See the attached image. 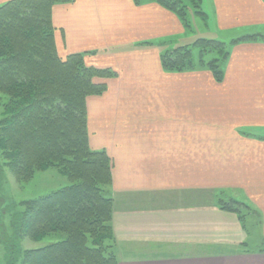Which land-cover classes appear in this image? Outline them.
I'll return each instance as SVG.
<instances>
[{"label": "crops", "instance_id": "obj_1", "mask_svg": "<svg viewBox=\"0 0 264 264\" xmlns=\"http://www.w3.org/2000/svg\"><path fill=\"white\" fill-rule=\"evenodd\" d=\"M199 6L205 29L197 38L190 21L156 1L52 7L58 55L83 53L85 64L115 72L94 79L107 90L86 105L91 148L113 145V175L124 161L134 166H123L133 180L112 183L118 264H264V242L250 249L238 239L240 214L219 207L221 199L243 202L264 229V0ZM249 35L258 38L234 43ZM194 38L225 43L222 81L207 67L164 68L162 54ZM212 237L240 247H214Z\"/></svg>", "mask_w": 264, "mask_h": 264}, {"label": "trees", "instance_id": "obj_2", "mask_svg": "<svg viewBox=\"0 0 264 264\" xmlns=\"http://www.w3.org/2000/svg\"><path fill=\"white\" fill-rule=\"evenodd\" d=\"M69 1L73 0H10L0 5V92L10 96L4 111L7 118L0 120L2 155L23 179L34 170L54 167L75 175L72 185L24 202L25 210L13 215L11 234L0 225L3 264H16L21 257L20 264H118L113 245H107L114 239L113 199L102 190L113 180L111 159L105 150H93L89 144L86 105L88 96L107 90L105 83H96L94 78L112 77L115 72L85 64L83 53L66 58L58 55L52 7ZM134 1L141 4L145 0ZM147 1L172 10L190 28L187 7L201 12L200 0ZM257 38L244 36L234 43ZM203 43L212 46L214 52L225 49L222 41L198 38L192 45L163 53L164 68H196L192 47L205 51ZM222 57L227 59L226 49ZM217 60L200 67L209 68L216 80L222 81L224 73ZM36 63V69L30 68ZM1 183L2 172L0 187ZM231 203L244 205L234 199ZM220 208L241 213L226 201ZM49 235L58 239L42 247H20L23 237L40 241Z\"/></svg>", "mask_w": 264, "mask_h": 264}, {"label": "rangeland", "instance_id": "obj_3", "mask_svg": "<svg viewBox=\"0 0 264 264\" xmlns=\"http://www.w3.org/2000/svg\"><path fill=\"white\" fill-rule=\"evenodd\" d=\"M187 17L194 29V33H192L191 36L194 35L195 37L202 28L205 29L204 20L199 15L196 14L194 8L191 5L190 7H187ZM195 38L190 42L191 44L189 45H192L196 41ZM207 39H211V38H207ZM203 45L206 48L205 51H203V49L202 48L200 49L199 47H192L193 50L192 61L194 66H203L202 63L206 64L210 61H213L214 59H218L217 62L221 67V61L224 59L222 55L225 49L222 50L218 48L215 51L217 53H215L211 48L212 46H209V44H204V43ZM34 67L36 68L38 67L37 63L36 65H32L30 68L34 70L36 69ZM96 78H104V77H96ZM8 102H10V96L0 92V120H4L5 118H7V115H5L4 111L6 107L5 105ZM49 108H52V106H50ZM109 146L113 147L112 144L101 143L99 144V147L92 149L105 150L107 152L108 156L111 159L112 177H116V178L119 177L121 180H124V178H129V180H133L135 177L134 174L132 172L130 173V175L125 174L123 166H130V168L132 169L134 168V166H132L131 163L130 164L126 163L125 161L122 162V164L120 163L121 165L120 168L118 169L119 171L115 175H113L116 162L113 156L111 155L112 154L111 150H113V148L110 150ZM3 153H5V151L0 149V173L2 172V183L0 187V225L5 226V228L8 231L7 233L11 234L13 215L17 210H25V207L23 206L24 202L35 200L44 195H48L60 188L68 187L72 185L73 180L75 179V175H66L62 173L59 168L54 167V168H48L47 170L44 171L34 170V173H32L33 175H31L28 179H23L22 176L17 175L15 170H13L10 167L8 160H6L5 157H3L2 155ZM144 167L146 169H149V167H151V164L147 163L146 165H144ZM150 175H148V177H151ZM189 182L190 183L194 182L192 176L190 177ZM112 183L107 186L105 185L102 186L103 193L110 198H112L113 196ZM220 201H219L220 207L222 201H226V203L230 204L232 207H236L237 209H239L241 213L245 214L244 219L241 221L243 227H242V232H238L239 235L238 239L246 242L250 249L256 250L258 248V245L261 242H264V229L261 224V218L258 216V213L255 211V209L252 210L251 207L249 208L245 207V203L242 206L240 204L231 203V200L221 199ZM112 225H113V218H112ZM225 231L226 229L222 228V234H224ZM211 232L212 230H209L207 228V234ZM113 235H114V230H113ZM214 238L213 240H209V242L213 243L214 247H216V243H220V242L221 245L224 246L223 248L225 249L235 248L237 245L240 247V244H234L235 241H233V239H230L232 241H229L228 238L225 237H221V239H214ZM57 239L58 238L55 235H49L40 241H34L28 237H23L20 240V247L22 250L27 248L42 247L44 245L56 241ZM114 243H115V239H113V241L112 240L107 241V245L110 244L112 246ZM4 257H5V249L3 245L0 243V264L4 263ZM21 258H19L16 264L21 263Z\"/></svg>", "mask_w": 264, "mask_h": 264}]
</instances>
